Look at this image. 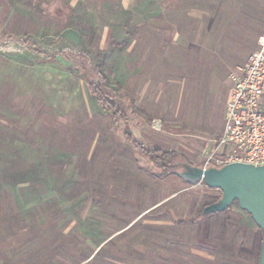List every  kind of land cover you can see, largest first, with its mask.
Segmentation results:
<instances>
[{
    "label": "rangeland",
    "instance_id": "rangeland-1",
    "mask_svg": "<svg viewBox=\"0 0 264 264\" xmlns=\"http://www.w3.org/2000/svg\"><path fill=\"white\" fill-rule=\"evenodd\" d=\"M217 1L230 0H0V264L256 263L257 235L243 222H200L218 190L175 174L158 180L124 136L208 167L221 121L195 124L189 102L200 83L172 54L149 76L145 45L169 40L191 3L221 17ZM233 1L259 5L264 25V0ZM209 24L203 49L216 53L228 93L243 57L220 52L222 24Z\"/></svg>",
    "mask_w": 264,
    "mask_h": 264
},
{
    "label": "crops",
    "instance_id": "crops-1",
    "mask_svg": "<svg viewBox=\"0 0 264 264\" xmlns=\"http://www.w3.org/2000/svg\"><path fill=\"white\" fill-rule=\"evenodd\" d=\"M216 5H221L222 10L221 17L216 16L217 19L208 14L207 6L198 7L197 4L196 6H193L192 3L189 4L187 8L182 10L179 20L175 21L174 31L169 40H148L145 46L148 48L149 76L155 71L160 73L163 69L167 70L166 67L163 68L162 60L164 58L168 60L169 54L174 57V62L177 56L179 59L178 71L189 73L187 79L194 80L196 85L200 83L198 91L191 95L189 102L191 116L195 117V119L191 118L192 121L198 126L200 122L207 123V126L213 122L212 125L217 126L218 122L221 121L222 131L224 108L229 97V91L227 93L222 89L221 76L215 68L216 53L206 50L205 40H201L203 38L201 34L206 32L205 37H208V31L212 30V27L208 26L211 20L214 23H221L222 29L217 40H224L227 44L225 47L219 46L220 52L230 56L243 57L239 61L244 66L249 55L259 47L258 41L264 36V25L260 16L262 11L259 5H256L257 11L255 7L253 9L242 7L233 0L227 1L225 6L222 2L218 4L217 1ZM210 17L214 19H210ZM183 63L188 64L186 66ZM217 64H220L219 61ZM204 127L205 125H203Z\"/></svg>",
    "mask_w": 264,
    "mask_h": 264
},
{
    "label": "built area",
    "instance_id": "built-area-1",
    "mask_svg": "<svg viewBox=\"0 0 264 264\" xmlns=\"http://www.w3.org/2000/svg\"><path fill=\"white\" fill-rule=\"evenodd\" d=\"M258 46L238 73L229 77L223 130L207 155V168L232 163L264 165V36Z\"/></svg>",
    "mask_w": 264,
    "mask_h": 264
},
{
    "label": "water",
    "instance_id": "water-1",
    "mask_svg": "<svg viewBox=\"0 0 264 264\" xmlns=\"http://www.w3.org/2000/svg\"><path fill=\"white\" fill-rule=\"evenodd\" d=\"M182 170L177 174L188 183L204 182L208 189L218 190L221 198L203 209V215L222 212L237 203L262 232V243L257 264H264V165L254 167L232 163L221 168H198L188 163H177Z\"/></svg>",
    "mask_w": 264,
    "mask_h": 264
},
{
    "label": "trees",
    "instance_id": "trees-1",
    "mask_svg": "<svg viewBox=\"0 0 264 264\" xmlns=\"http://www.w3.org/2000/svg\"><path fill=\"white\" fill-rule=\"evenodd\" d=\"M89 91H90L91 95L93 96V98L96 99L98 104H100V106H102V108L104 110L108 111L112 115V118L120 117L124 123L126 122L127 119H126L125 114L122 111H120L116 107V105L107 98V96L105 95V93L102 89L101 84H96V85L90 84L89 85ZM124 136H125L126 140L128 142H130L141 155L146 157L151 163H153L156 166V168L158 169V172L155 173V177L158 180L164 181L167 178H169L171 175H174V174L177 175L176 170L181 169L179 166H177V163H179L178 159L180 157L178 156V154L176 152L164 151V150L159 149V148L145 147L142 143H138L137 141L133 140L131 138V134L127 131V129L125 130ZM188 164H190V163H188ZM196 167L201 168L200 166H196ZM183 182H185L189 186H194L196 184H203L204 185L203 181L193 183V184L188 183L184 180H183ZM220 198H221V195H219L218 197L210 198V201L208 202V204L204 205L203 209L206 206L217 202ZM234 204H236L237 209H238V212H236V213L232 212V208H233ZM203 209H202V212L200 214L201 215L200 222H203L204 220H207L209 218H213V217L218 216V215H222L224 218L223 225H225L226 227H228V228L232 227L230 225L229 221L231 220V218H233L236 220L237 223L243 222L244 226L247 230H249L250 232L253 231L254 234L257 235L258 251H257L256 263H255V264H257L258 259H259L261 243H262V232H261V230H259L257 228L255 223L252 221L251 217L247 213L240 211L237 203L231 204L226 210H224L222 212H217V213H212V214H207V215H203ZM230 214H232L234 217H230V216H232ZM183 222L184 221H180V223H183Z\"/></svg>",
    "mask_w": 264,
    "mask_h": 264
}]
</instances>
